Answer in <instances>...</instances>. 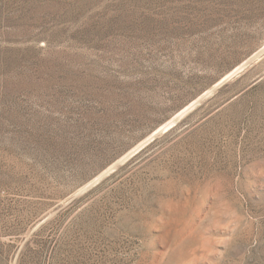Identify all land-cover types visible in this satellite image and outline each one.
<instances>
[{
    "label": "rangeland",
    "instance_id": "rangeland-1",
    "mask_svg": "<svg viewBox=\"0 0 264 264\" xmlns=\"http://www.w3.org/2000/svg\"><path fill=\"white\" fill-rule=\"evenodd\" d=\"M0 264H264V0H0Z\"/></svg>",
    "mask_w": 264,
    "mask_h": 264
}]
</instances>
